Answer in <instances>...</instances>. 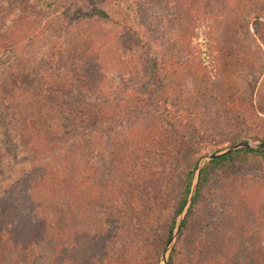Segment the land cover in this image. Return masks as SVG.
Segmentation results:
<instances>
[{
	"label": "rangeland",
	"instance_id": "obj_1",
	"mask_svg": "<svg viewBox=\"0 0 264 264\" xmlns=\"http://www.w3.org/2000/svg\"><path fill=\"white\" fill-rule=\"evenodd\" d=\"M44 1L57 4L59 9L39 5L27 9L25 15H31L38 30L32 34V30L10 24L7 19L24 11L26 0H0V88L9 91L21 87L25 91L40 86L45 77L63 69L70 75L51 86L70 92L52 95L53 101L97 108L107 103L105 107L116 109L118 114L115 130L106 121L97 130L82 127L69 131L72 135L82 134L86 142L84 177L90 183L88 190L92 183L99 186L94 194L90 191L95 205L88 214H92L94 222L84 219L78 223L75 234H80L72 239L70 264H165L174 245L181 251L178 264L204 263L214 252L219 263L224 256L228 258L222 263H232V249L239 252L236 263H243L244 250L250 247L259 255L264 248V161L258 159L244 162L234 174L223 178L217 190L197 207L190 228L179 243L178 234L167 253L168 244L163 248L185 172L195 156L190 152L176 155L180 143L190 146L201 159L215 149L222 147V152L239 143L264 151V47L259 41L258 46L250 41L253 31L251 24H245V7L240 4L230 9L227 4L218 3L224 12L214 11L220 16L195 25L186 42L169 44V39L163 38L159 43L162 48L154 45L151 57L158 62L169 55L160 52L167 44L177 51L176 59L188 63L182 82L167 67L160 72L162 87H157L149 57L143 54L139 43L127 32L115 31L111 23L91 17L93 6L129 18H134L131 8L145 11L144 16L136 14L144 27L165 18L166 11H170L173 21L172 13L177 11V23L185 24L184 12L178 9L185 11V6L165 5L157 0H139L138 4L125 0ZM200 1H204L205 12L213 11L211 4L216 0ZM20 17H24L21 12ZM173 21L165 19L163 24L171 25ZM111 30L115 31L121 62L119 67L106 68L99 85V78L92 75L90 67L97 55L94 46H98L92 40L100 41ZM189 47L194 49L193 56L186 51ZM75 66L83 70H75ZM198 67L200 73L193 75ZM198 86L202 101H190L196 112L187 113L184 107L188 103L179 100L178 93L193 95ZM142 95H146L145 106L135 104L138 97L143 99ZM125 101L132 107L126 106ZM6 105L7 100L0 99V199L11 207L7 221H21L26 215L29 217L23 207L26 193L22 187L8 195L6 191L16 177L30 168L31 156L20 142L15 111ZM157 121L163 128L154 137L152 130ZM132 139L135 144L128 147ZM233 142L237 143L229 145ZM115 145L123 149L129 166L109 178ZM0 264L24 263L19 258L9 261L0 257Z\"/></svg>",
	"mask_w": 264,
	"mask_h": 264
},
{
	"label": "trees",
	"instance_id": "obj_2",
	"mask_svg": "<svg viewBox=\"0 0 264 264\" xmlns=\"http://www.w3.org/2000/svg\"><path fill=\"white\" fill-rule=\"evenodd\" d=\"M129 1H132L131 4H133L139 0H125V3ZM157 1L164 2L165 5L171 3L176 7L185 6V11L182 8H178L179 11L184 12L185 24L181 25L177 23L179 19L177 11L172 13L175 22L169 15L170 11H166L165 18H160L155 23H148L146 27L138 21V17L144 16L146 12H137L133 8L129 11L133 14L134 18H129L125 15H111L105 9H100L96 6H93V12L90 15L100 21L111 23L115 31L121 30L134 37L135 41L139 43L143 54L149 57L148 62L153 69V82L157 87L161 85L160 72L167 67H170L173 70L172 74L176 75L180 79L179 81L182 82L184 80L182 73L187 68L188 63H181L180 59H176L175 53L177 51L171 47L169 48L167 44L164 45L162 50L160 49V52L163 51L169 55L163 54L166 59L165 61H160L162 62L160 63L151 57L154 53L153 46L159 45V43L162 44L163 38L169 39V44L186 42L188 37L194 33L195 25L205 22L207 18H212L211 20H213V18L220 16L215 15L214 11L224 12V9L221 10L219 4H227L230 6V9L242 4L246 10L244 16L245 24H251L253 31V35L250 38L251 43L257 45L259 41L264 47V17H261V14L264 13V0H216V2L212 1L213 11L210 13L205 12L204 1L200 0ZM36 5L54 10L59 9L57 4L47 3L44 0H26L25 5L22 7L25 10L20 11L24 17H20V12L10 15L7 18L10 20L9 23L20 25L19 27L23 26L30 31L32 30V34H35L38 31L36 30V22L32 17L30 18L31 15L26 16L25 12L27 9L33 10ZM125 9L127 10L126 7ZM165 9L168 10L169 8L166 7ZM76 12L79 16L82 15L79 10ZM69 13V10L66 11V15H69ZM136 14L138 17H136ZM165 19L167 22H170L171 19L173 23L165 26L163 24ZM4 22H6V19ZM17 31L21 30L18 29ZM115 31L111 30L107 32L106 35L101 37L100 41L92 40L93 44H97L98 46H94L96 48V52H94L97 55L95 56V62L91 63L90 67L93 70L92 75L99 78V85L102 83L106 68L119 67L121 62L118 51L119 53L121 52L117 48ZM159 46V48H162L161 45ZM186 51L189 56L194 55L193 48L189 47ZM199 69V67L195 68L193 75L196 74L197 76V73H200ZM75 70L81 71L83 69L80 66H75ZM61 71L59 70L53 75L45 77L40 86L29 88L25 91L21 87H12L9 91H3L4 89L0 88V99L3 102L7 100L9 105L5 107H9V109L15 111L14 122L18 129L20 142L29 151L31 156L30 168L16 177L12 181V184L7 186V190L9 191H6L8 195L11 192H15L16 187L23 188L26 193L23 200V203L25 202L26 205H23V207L27 208L26 212L29 217H26V215L21 221H14L13 219L7 221L10 214L9 208L11 207L5 203V200L0 199V257L3 259L9 258V261L19 258L24 264L73 263L71 242L74 237H79L80 232L75 234L78 223H82L84 219H88L90 224L94 222L92 214L91 217L88 214L90 208L95 205V201L90 196V191L94 194L99 186L97 187L92 183V188L88 190L90 183L84 177L85 165L87 164L85 162L86 142L82 134L76 133V135H72L69 131L71 129L75 131L82 127L86 130H90V128H96L97 130L106 121L115 130L118 128L114 124L118 114L116 109L105 107L107 103L97 108L92 105H81L80 103L69 104L53 101L52 95H67L70 92L64 91V87L51 86L52 82L65 81L66 76L70 75L68 71ZM85 75L88 76L86 71H84V77L86 82L88 81V84H90L89 77L87 79ZM200 81H203L202 78ZM91 84L94 86L93 81ZM201 94L199 86L193 95L187 92L186 94L178 93L179 100L188 103L184 107L187 113L193 114L196 112L189 102L201 103ZM180 95L183 96L180 97ZM185 95L186 98L184 97ZM145 96H140L143 98L142 100L139 97L135 99V104L145 106L143 104ZM15 103L17 105H14ZM125 104L130 108L132 107V104L128 101H125ZM155 123L156 125L152 130L155 132L153 133L154 137L156 136L154 134H159L160 129L163 128L159 126L158 121ZM130 129L131 127L127 131ZM262 140L264 141V139ZM235 143L237 142L229 145ZM134 144L135 141L132 139L128 147ZM191 149L190 146L182 142L178 145V153H176L177 151L175 152L176 155L182 152L189 154L190 152L192 157L195 156L192 158V162L185 172L180 196L174 211L173 224L166 239L163 241V248L166 247L172 235L176 218L181 214L187 203L193 186V179L201 159V156L197 155L196 152H192ZM222 149L224 148L215 149L211 154H215ZM113 152L111 160L113 173L109 178H115L118 170L126 169L129 166V159L119 145L114 146ZM250 159L264 161V151L253 150L251 148L240 149L215 158L204 165L199 174L191 206L188 209L186 218L181 223L178 243L185 234V231L190 228V224L196 215V209L202 200L217 190L223 178L234 174L239 169V165ZM78 229L80 231L83 230L81 226ZM97 241L100 242L95 239V242ZM180 252V247L174 245L168 258V264H178ZM230 257L232 263H222L224 259L225 261L227 260L228 256H224L221 263H219V258L214 252L208 256L204 263L195 264H264V248L260 250L259 255L256 254V250L253 247L245 249L242 257L243 263H236L240 260L237 249L231 250Z\"/></svg>",
	"mask_w": 264,
	"mask_h": 264
},
{
	"label": "water",
	"instance_id": "obj_3",
	"mask_svg": "<svg viewBox=\"0 0 264 264\" xmlns=\"http://www.w3.org/2000/svg\"><path fill=\"white\" fill-rule=\"evenodd\" d=\"M247 148H251V145L249 143H239L237 145H234V146L229 147L228 149H226V150H224L222 152H218V153H215V154H211L209 156H206V157L202 158L199 161V164H198V167H197V170H196L194 179H193V186H192V189H191V193H190V195H189V197L187 199V203H186L183 211L180 214L179 220H178V222L176 224V227L174 229V233H172V235L170 237V240H169V243H168V247H167L166 253L171 249V246H172L175 238L179 234V230H180L181 223L185 219V217H186V215L188 213V209L191 206L192 197L195 194V190H196V187H197V184H198L199 174H200V171L202 170V168L204 167L205 162H209V161H211V160H213L215 158H218L220 156L229 154V153L234 152L236 150H239V149H247ZM165 264H168V261H166V259H165Z\"/></svg>",
	"mask_w": 264,
	"mask_h": 264
}]
</instances>
